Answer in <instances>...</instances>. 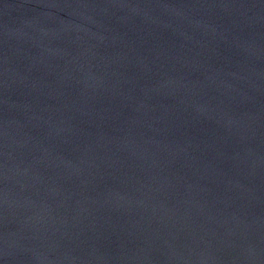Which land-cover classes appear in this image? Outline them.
Wrapping results in <instances>:
<instances>
[{
  "label": "water",
  "instance_id": "95a60500",
  "mask_svg": "<svg viewBox=\"0 0 264 264\" xmlns=\"http://www.w3.org/2000/svg\"><path fill=\"white\" fill-rule=\"evenodd\" d=\"M0 264H264V0H0Z\"/></svg>",
  "mask_w": 264,
  "mask_h": 264
}]
</instances>
